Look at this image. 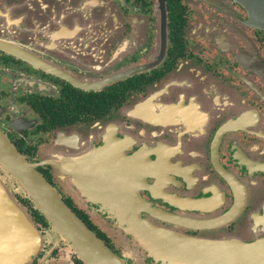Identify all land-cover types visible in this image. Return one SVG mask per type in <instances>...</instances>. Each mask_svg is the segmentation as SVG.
Masks as SVG:
<instances>
[{"label": "flooded vegetation", "instance_id": "af4514ba", "mask_svg": "<svg viewBox=\"0 0 264 264\" xmlns=\"http://www.w3.org/2000/svg\"><path fill=\"white\" fill-rule=\"evenodd\" d=\"M0 134L124 264L264 242V29L238 0H0ZM51 247L28 264H81Z\"/></svg>", "mask_w": 264, "mask_h": 264}, {"label": "water", "instance_id": "95a60500", "mask_svg": "<svg viewBox=\"0 0 264 264\" xmlns=\"http://www.w3.org/2000/svg\"><path fill=\"white\" fill-rule=\"evenodd\" d=\"M250 20L264 29V0H238ZM0 168L30 199L33 208L45 219L48 231H39L24 208L0 180V264H28L42 249L47 236L53 247L65 245L81 264H124L63 203L55 189L0 134ZM51 235L52 237L48 236ZM246 248L234 264H264V242ZM211 252H195L210 260ZM50 264H71L67 258ZM233 264V263H230Z\"/></svg>", "mask_w": 264, "mask_h": 264}, {"label": "rangeland", "instance_id": "374dc122", "mask_svg": "<svg viewBox=\"0 0 264 264\" xmlns=\"http://www.w3.org/2000/svg\"><path fill=\"white\" fill-rule=\"evenodd\" d=\"M4 174H6V173H4L3 171H2V169L0 168V180L1 179H4V177H5V175ZM7 175V174H6ZM8 176V175H7ZM48 231V229L46 230V232ZM45 235H48V234H45ZM48 236H50V237H52L51 235H48ZM51 239V238H50ZM47 236H45V239H44V241H43V247L44 246H48V248L50 249V248H52L51 246H52V241L50 240ZM60 247H63V248H65V250L66 251H68V253H71V251L65 246V245H59ZM43 247H42V249H43ZM58 247V246H57ZM41 249V250H42ZM70 251V252H69ZM62 258H67V257H62ZM61 259V258H60ZM67 260H68V258H67Z\"/></svg>", "mask_w": 264, "mask_h": 264}, {"label": "trees", "instance_id": "16d2710c", "mask_svg": "<svg viewBox=\"0 0 264 264\" xmlns=\"http://www.w3.org/2000/svg\"><path fill=\"white\" fill-rule=\"evenodd\" d=\"M34 209V208H33ZM35 210V209H34ZM36 211V210H35ZM36 213H38L37 211H36ZM39 214V213H38ZM40 215V214H39ZM80 262V261H79ZM81 263V262H80Z\"/></svg>", "mask_w": 264, "mask_h": 264}]
</instances>
